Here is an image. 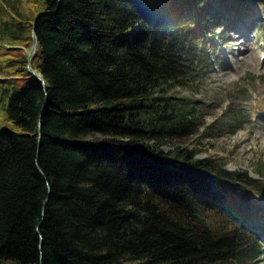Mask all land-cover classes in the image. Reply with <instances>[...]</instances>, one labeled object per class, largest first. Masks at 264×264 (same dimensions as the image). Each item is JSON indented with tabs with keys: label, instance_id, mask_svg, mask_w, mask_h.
I'll list each match as a JSON object with an SVG mask.
<instances>
[{
	"label": "trees",
	"instance_id": "16d2710c",
	"mask_svg": "<svg viewBox=\"0 0 264 264\" xmlns=\"http://www.w3.org/2000/svg\"><path fill=\"white\" fill-rule=\"evenodd\" d=\"M256 3L0 0V264H251L262 254L246 229L264 231L251 198L264 195V158L255 177L194 146L164 149L205 113L169 89L198 90L215 61L208 34L249 22ZM242 91L228 92L205 135L245 124Z\"/></svg>",
	"mask_w": 264,
	"mask_h": 264
},
{
	"label": "rangeland",
	"instance_id": "374dc122",
	"mask_svg": "<svg viewBox=\"0 0 264 264\" xmlns=\"http://www.w3.org/2000/svg\"><path fill=\"white\" fill-rule=\"evenodd\" d=\"M251 8L253 14L249 22L235 28L232 26V29L217 27L216 31L222 33V38L211 32L206 37L215 42V51H209L215 61L198 90L182 86L169 89V94L191 95L205 113L204 121L195 133L166 142L164 149L178 144L194 146L198 148L197 157H217L228 169L244 170L256 177L259 176L255 169L257 162L264 158V78L259 77L264 76V8L257 3ZM239 86L243 87L244 93L235 104H242L249 119L234 133H225L214 126L213 134L205 135L203 126L216 119L227 102L228 92ZM2 105L0 99V117L3 116ZM251 198L264 211V195L253 194ZM247 224L246 230L258 233L263 247L262 254L251 264H264V231Z\"/></svg>",
	"mask_w": 264,
	"mask_h": 264
},
{
	"label": "water",
	"instance_id": "95a60500",
	"mask_svg": "<svg viewBox=\"0 0 264 264\" xmlns=\"http://www.w3.org/2000/svg\"><path fill=\"white\" fill-rule=\"evenodd\" d=\"M39 14H37L35 16L36 18H35V20L33 22V28H32L33 29V32H32V40H31L32 41V44H31V46H30V48H29V50L27 52L28 53V55H27V61L28 62L30 61L32 55L35 54V52L37 50V43H38V41H37V38H36V33H35L34 27H35V23H36V20L38 19ZM28 69H29V71L31 73L35 74L37 77L41 78L44 81L43 76H41V74L32 65H29L28 66ZM38 125H39V129H40L41 121L38 122ZM38 169H39L40 172H42L39 165H38Z\"/></svg>",
	"mask_w": 264,
	"mask_h": 264
}]
</instances>
